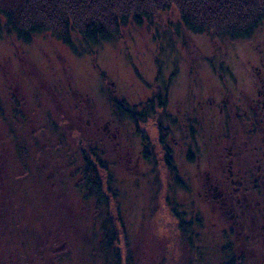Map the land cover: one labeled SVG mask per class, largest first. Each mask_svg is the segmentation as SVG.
<instances>
[{
	"label": "rangeland",
	"instance_id": "374dc122",
	"mask_svg": "<svg viewBox=\"0 0 264 264\" xmlns=\"http://www.w3.org/2000/svg\"><path fill=\"white\" fill-rule=\"evenodd\" d=\"M74 43L45 32L18 38L0 17V264H112L115 252L118 264L125 257L129 264H225L232 255L233 264H264V192L253 189L264 161L252 153L246 166L232 150V177L246 186L242 218L238 208L235 220L205 201L202 188L232 190L226 153L241 132L235 110L225 113L224 105L247 104L242 94L255 88L264 24L246 38L197 33L167 10L129 18L108 40ZM157 90L165 144L154 116L137 127L113 108L122 101L142 110ZM142 134L160 162L143 160ZM165 150L182 190L161 162ZM91 153L106 162L114 190L118 238L106 253L103 220L78 188ZM170 200L188 219L202 218L193 250L176 229Z\"/></svg>",
	"mask_w": 264,
	"mask_h": 264
},
{
	"label": "trees",
	"instance_id": "16d2710c",
	"mask_svg": "<svg viewBox=\"0 0 264 264\" xmlns=\"http://www.w3.org/2000/svg\"><path fill=\"white\" fill-rule=\"evenodd\" d=\"M167 10L177 14L183 27L197 33L246 38L264 24V0H0V17L4 19L7 31L23 39L32 34L49 33L73 49L76 38L93 43L108 40L129 18L150 19ZM157 91L154 98L141 104L142 110L141 106L138 111L130 110L122 101H115L113 108L119 116L126 114L137 127L154 116L152 120L158 130L159 142L165 144L168 129L160 121L158 113L164 107ZM141 139L143 160L160 162L152 151L148 136L142 134ZM91 154L83 159L78 188L84 191L86 200H93L95 211L103 220L101 230L106 253L111 251L112 243L118 238L117 220L111 214L110 206V195L113 196L114 190L106 162L95 153ZM161 162L172 171L175 185L182 190L184 187L175 178L177 171L168 150L162 154ZM167 202L178 233L193 250V238L197 235L194 231L202 225L201 216L193 214L188 219L185 210L178 211L180 205L175 200ZM114 256L112 264H118L119 255L115 252ZM233 259L232 255L225 264H233ZM124 262L129 264L127 257Z\"/></svg>",
	"mask_w": 264,
	"mask_h": 264
},
{
	"label": "flooded vegetation",
	"instance_id": "af4514ba",
	"mask_svg": "<svg viewBox=\"0 0 264 264\" xmlns=\"http://www.w3.org/2000/svg\"><path fill=\"white\" fill-rule=\"evenodd\" d=\"M261 66L256 68L255 67V88L252 89L251 94H242L243 98L247 100V104H244L241 102L239 105L235 104L234 102L231 104H225L226 101H223L224 107H225V113H230V110H235V118H237V123L239 124L241 136L237 135L236 133L233 134V138H240L241 143L236 144V142L232 143L234 145V148L229 147V151L226 153L228 161V169H227V175L225 178L229 180V184L232 188V190L225 189L224 187L222 189H218V185H211L210 183L205 184L203 188V195L205 198V201H212L215 203H218L220 205L221 210L223 211H229L231 213V218L237 217V208L239 209V218H242L245 214V210L243 206L241 205L242 202L246 201V195L244 191H246L245 184H242V181L239 180V184L235 183V180L232 177V170H231V163L232 160L235 158L232 157V150H236V155L238 156L239 161H243L246 166L247 160H250L249 158L252 157L251 154L254 153L256 160L259 158L264 161V60L263 58H260ZM223 110L222 107L220 109ZM223 128L228 130L229 126L224 125ZM227 132V131H226ZM235 132H238L237 130ZM225 136V135H224ZM226 137V136H225ZM259 143V145H257ZM191 159H198L199 155L194 152H188ZM208 158L211 160V156L208 155ZM243 163V164H244ZM242 164V165H243ZM245 165H243V175L245 176L247 173L250 172L246 168ZM257 175V178H260L261 181L258 185L253 186V189L256 191L264 192V176L262 173L259 172L260 168L257 167V169H254ZM248 175V174H247ZM240 185L243 189V201H240L238 198V191L240 190ZM200 195V194H199ZM248 203V202H247ZM236 206V208H235ZM241 209V210H240ZM259 210H264V207L259 208ZM186 214H188L186 211H184ZM188 217V215H187Z\"/></svg>",
	"mask_w": 264,
	"mask_h": 264
}]
</instances>
